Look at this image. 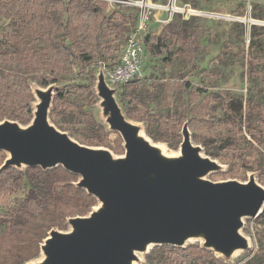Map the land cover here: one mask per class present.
<instances>
[{"label": "water", "instance_id": "1", "mask_svg": "<svg viewBox=\"0 0 264 264\" xmlns=\"http://www.w3.org/2000/svg\"><path fill=\"white\" fill-rule=\"evenodd\" d=\"M32 84L31 123L0 122V152L6 155L0 171L62 167L98 203L87 215L68 218L66 230L52 228L40 244V258L25 264H137L138 255L153 247L180 249L195 242L231 262L251 248L241 231L245 219L264 216V188L253 174L247 182L211 181L225 169L191 142L187 122L180 152L169 156L123 113L118 90L100 69L94 89L102 116L124 148L114 158L109 149L83 145L56 128L50 113L61 89Z\"/></svg>", "mask_w": 264, "mask_h": 264}, {"label": "trees", "instance_id": "2", "mask_svg": "<svg viewBox=\"0 0 264 264\" xmlns=\"http://www.w3.org/2000/svg\"><path fill=\"white\" fill-rule=\"evenodd\" d=\"M109 9L110 3L106 0H0V122L8 119L22 125L30 124L35 100L30 85L36 82L47 88L63 81L71 89L56 94L53 101L57 108H53L50 117L60 116L73 121L70 115L78 113L86 118L91 131L86 144L106 147L108 131L86 108H92L98 101L94 89L98 66L113 67L118 62L130 33L127 15L116 17ZM187 25V22L170 25L160 35L148 33L144 38L145 49L152 57L168 60L176 53L188 64L189 73L176 79H163L152 86L162 91L163 100L168 104L176 93L191 97L182 101L183 114L178 123L188 122L193 106L203 94L205 98L199 102L200 110L209 116L212 101L239 112L238 116L229 117L230 133L233 132L234 144L248 143L243 137V117L248 112H261L260 109L250 102L244 110L242 104L236 106L228 98L206 89L196 90L191 85L188 77L194 74L206 76L209 71L199 70L195 65L198 42ZM248 63L250 77L260 79L259 66L264 65V60L250 57ZM121 87L128 88L127 85ZM141 89L133 85L130 87L132 93L126 90L124 95L133 102L137 97L132 96ZM69 94L74 96V101ZM126 115L132 121H148L147 135L155 142L169 143L168 138L175 136L178 143L172 147L176 149L182 143L180 129L171 121L167 122L168 127L163 128L160 137L156 136L151 129L153 118L148 108L134 109ZM170 118H166L167 121ZM260 130L263 132L264 123ZM238 135L243 137L242 140L236 139ZM251 136L255 137L254 133ZM115 143L120 154L124 153L119 135ZM261 145L259 143L255 149L258 153ZM5 159L6 155L0 152V167ZM24 171L30 176L32 186L22 201L8 210L7 227L0 234V264H25L38 258L40 244L52 228L66 230L68 218L87 215L98 203L85 190L76 188L74 183L78 177L62 167L50 171L40 168ZM24 171L12 167L0 171V197L24 190ZM221 175L224 174H215V177ZM147 257L146 264H228L197 244L180 249L167 245L158 247Z\"/></svg>", "mask_w": 264, "mask_h": 264}, {"label": "rangeland", "instance_id": "3", "mask_svg": "<svg viewBox=\"0 0 264 264\" xmlns=\"http://www.w3.org/2000/svg\"><path fill=\"white\" fill-rule=\"evenodd\" d=\"M96 1V0H92ZM110 3L109 11L112 15H127L128 26L132 34L140 30L141 36L146 37L148 33L160 35L165 28L170 25H180L187 22L189 32L196 36L198 42L195 53V65L199 70H208L209 74L200 76L194 74L188 77L191 85L195 89H206L208 92L218 96L228 98L230 103L236 106L242 104L243 109L252 102L261 112H248L244 115L242 126H244V138L248 143H233L234 135L232 126L228 124L229 117L238 116L239 112L229 109L221 102H211V112L205 113L200 110L201 100L193 106L187 124L191 142L202 148L203 154L222 164L225 172L220 177L209 176L211 181L221 182L226 180H238L247 182L250 175H254L256 182L264 188V130L261 132V124L264 123V65L260 64L259 70L262 74L260 79L250 77L248 60L250 57H256L257 61L264 60V0H106ZM1 27V24H0ZM126 44L124 43V46ZM123 46V47H124ZM177 50L175 46L174 52ZM143 63L141 75L133 79L125 87H113L107 81V66L101 65L97 68L106 75L108 85L118 90L116 101L122 108L123 113H131L134 109L148 108L150 110L153 122L151 129L157 137H160L161 131L167 128V122L177 124L175 127L183 131V124L178 123L181 114V105L184 99L190 100L187 94L176 93L172 101L168 104L163 100V93L160 89H155L152 84L161 82L163 79H176L181 74H187L188 64L183 57L176 54L172 58L165 60L164 57L154 58L148 50L142 56ZM36 82H33L35 84ZM32 84V85H33ZM37 84V83H36ZM137 85L142 89L136 92L132 98L137 100L130 101L124 95V91ZM56 86L55 96L60 91L69 92L70 87L63 81H59ZM124 86V85H123ZM69 98L74 101V96L69 94ZM193 101V100H192ZM52 108H57L55 101L52 102ZM195 103V101H193ZM86 111L91 112L97 122L101 123L108 131L105 149H109L114 158H121L116 148L118 135L108 130L105 124L104 116L99 100ZM202 112V113H199ZM231 111V112H229ZM57 117V118H56ZM50 118L52 124L60 131H65L75 141L87 145L86 141L90 137L91 131L89 124L83 116L73 113L70 117L73 119H62L60 116ZM171 117V118H170ZM70 118V119H71ZM166 118H170L167 119ZM144 129L148 137L149 122H138ZM164 128V129H163ZM162 129V130H161ZM254 133L255 137L251 136ZM236 136V135H235ZM241 135L237 138L242 140ZM182 141V135L179 137ZM155 142L152 138H150ZM168 142H155L164 145L166 153L169 156H177L180 152V146L177 145L178 137L171 136ZM259 143H262L261 149L256 151ZM88 146V145H87ZM24 171V170H23ZM231 171V173H228ZM25 173V184L22 192L0 197V234L7 227V213L10 208H14L22 201L31 188L30 176ZM30 179H29V178ZM263 216V215H260ZM256 217L244 220V228L241 231L251 242V248L244 253H239L231 262L226 259L228 264H264V218ZM68 228V226H67ZM200 245L201 242H195L191 245ZM190 246V245H189ZM158 247H153L147 254H139L140 261L137 264H146L148 255ZM41 254L38 258H40ZM37 258V259H38Z\"/></svg>", "mask_w": 264, "mask_h": 264}, {"label": "built area", "instance_id": "4", "mask_svg": "<svg viewBox=\"0 0 264 264\" xmlns=\"http://www.w3.org/2000/svg\"><path fill=\"white\" fill-rule=\"evenodd\" d=\"M140 30L127 40L118 62L113 67H108L106 74L109 85L121 87L141 75L145 43Z\"/></svg>", "mask_w": 264, "mask_h": 264}, {"label": "bare ground", "instance_id": "5", "mask_svg": "<svg viewBox=\"0 0 264 264\" xmlns=\"http://www.w3.org/2000/svg\"><path fill=\"white\" fill-rule=\"evenodd\" d=\"M158 146L162 147L163 145H160V144H159ZM162 151L165 153V148H163ZM162 151H161V152H162ZM163 152H162V154H163ZM168 155H169V154H168ZM193 239H194V237H190V238H188V240H190V242H191ZM150 246H151V245H146V247H150ZM128 264H131V263L128 262Z\"/></svg>", "mask_w": 264, "mask_h": 264}]
</instances>
